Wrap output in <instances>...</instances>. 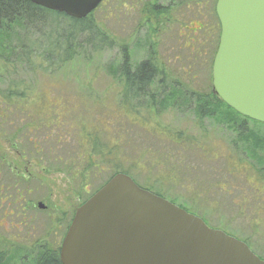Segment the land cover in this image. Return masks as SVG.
Instances as JSON below:
<instances>
[{
  "label": "rangeland",
  "instance_id": "rangeland-1",
  "mask_svg": "<svg viewBox=\"0 0 264 264\" xmlns=\"http://www.w3.org/2000/svg\"><path fill=\"white\" fill-rule=\"evenodd\" d=\"M179 1L183 3L177 5L175 0H105L92 13L94 26L106 38H103L104 46L98 52L90 45L84 46L82 59L78 57L64 65L63 54L57 51L58 39L63 40L75 29L74 22L67 17L51 16L36 26L38 30L35 28L36 33H32L30 39L37 42L40 53L48 46L45 57L50 60L36 57L34 62L39 66L53 65L57 71H45V68L34 70L22 59L15 62L17 67H8L7 78L0 79V93H4L11 82L24 85L25 93L23 97L12 98L0 95V115L8 117L7 120L0 119V130L6 133L5 139L24 136V126L42 119L45 123L50 118L44 115V108L50 104L54 106L55 114L64 120L58 129L53 130L49 138L51 141L47 138L44 153L36 155L29 148V143L20 141L23 143L20 151L26 158L32 160L39 157L36 168H31V172L35 170L38 174L42 169L51 172L53 196L46 202L44 190L39 192V186L35 185L33 193L27 194L24 199L40 198L49 211L34 209L29 229L24 227L19 232L5 222L0 226L1 239L27 247L38 239L52 244L55 240L52 236L47 237L46 232L56 227L57 234L62 237L65 233L63 225H67L81 203L94 195L113 175L118 163V167L130 171L141 186L153 185L155 189L165 192L172 190V197L186 201L188 206L192 202L199 203L205 210L202 214L207 211V218L215 226L248 240L253 250L259 256H264V182L258 183L256 174L261 166L244 151L240 138L236 139L238 152L242 164L248 169L230 175L227 171L231 165L228 145L237 136L227 131L225 124L222 136L211 129L209 121L206 120L204 125L206 130L218 134L219 138L215 135L213 141L226 143L223 155H227L216 159L213 141L206 152H188L186 143L180 142L186 147L183 148L176 141L180 135L184 140L196 135L192 128V121L196 120L193 111L183 120L174 109L158 114L152 108L141 106L139 115L134 113V107L138 105L134 100L135 104L130 108L133 113H130L122 103L123 85L112 77L120 75L125 57L135 66L146 61L152 55L150 49L153 48L158 57L157 79L162 78L168 90H175L173 88L180 84L199 93L211 90V57L197 54L200 40L206 39L207 35L203 36L200 31L197 34L189 33V36L193 34L198 38L197 48L189 49V45L184 44L189 41V31L215 20L213 6L216 0ZM17 50L21 51L20 48ZM189 54H196V60L189 61ZM6 62L1 58L0 66H9ZM60 65H63L61 71L58 70ZM112 65H116L117 71L111 75L107 69ZM5 107L10 110L4 111ZM44 131L47 134V128ZM95 131L99 135L96 144L94 137L84 133L96 134ZM7 150L11 151L9 148ZM91 156L94 165L96 162L102 164L104 171L94 166L90 168ZM203 158L214 161L204 163ZM27 167V163H20V173L24 174ZM82 170H88L87 178H74L73 175L80 174ZM176 172L180 177L178 181L171 179L166 187L158 185L160 178L165 181L167 178L164 176L169 174L171 177ZM82 182L87 184L85 189L81 186ZM4 210L0 209V218Z\"/></svg>",
  "mask_w": 264,
  "mask_h": 264
},
{
  "label": "water",
  "instance_id": "water-1",
  "mask_svg": "<svg viewBox=\"0 0 264 264\" xmlns=\"http://www.w3.org/2000/svg\"><path fill=\"white\" fill-rule=\"evenodd\" d=\"M105 0H31L83 20ZM213 88L241 116L264 124V0H218ZM40 208L45 206L39 203ZM62 264H264L244 241L116 174L78 208Z\"/></svg>",
  "mask_w": 264,
  "mask_h": 264
},
{
  "label": "trees",
  "instance_id": "trees-1",
  "mask_svg": "<svg viewBox=\"0 0 264 264\" xmlns=\"http://www.w3.org/2000/svg\"><path fill=\"white\" fill-rule=\"evenodd\" d=\"M175 1L177 2V5L183 3L179 0ZM190 2H192V0H190ZM217 3L218 0L215 1L213 6L215 22H212L216 32V46L212 51L209 52L212 65L216 56V52L219 48V41L221 36V22L218 20L216 10ZM199 5L200 3L198 4V6ZM162 12H164V10ZM51 16H56L58 18L67 17L71 19L75 24V29H73V31L67 37L63 38V40L58 39L57 51L63 54V65L64 63L70 62L71 60L77 59L78 57L82 59L84 46L87 47L90 45V47H92L94 51L102 49V47L104 46L103 38L104 40L106 38L103 37L100 31L97 30V28L94 26V22L92 20L93 14L89 15V17H87L86 19L79 20L70 18L65 14H60L55 11L52 12L44 7H38L34 3H32L31 0H0V59L2 58L3 60H6V63L9 64V66H6V64H4V66H0V79L4 77L7 78L6 73L8 67L11 68L14 65L17 67V64L15 62H20L21 59L23 60V63L30 65L32 68L34 67V70L45 68V71H57L56 67L54 68L53 65H49L46 62L47 60H50L45 57L48 46L46 47V49H44L43 53H40L37 50V42L33 39H30L32 33H36V26L42 24V22H45ZM18 48H20L21 51H18ZM69 52L74 53L70 54ZM150 53H152V55L149 56L146 61L138 63L135 66H133V64H131V62L125 57V60L120 68L121 73L119 76L111 74L116 73V65L109 66V68L107 69L108 73L112 75L113 79L119 83H122L123 85L122 103L130 110V108H132V104L134 103L133 101L135 100L138 105H135L134 108L136 112L134 113L139 115L141 106L142 108H152L154 112L163 114L170 109L175 110L181 105L184 108L182 109V111L185 112V109L190 104V101L186 100L187 97L184 93L185 91L180 90V88H178L179 90L177 88H173L175 90L170 91L166 88L165 81L162 78H160V80L157 79L159 77V68L156 62L157 57L156 54H154L155 52H153V49L150 50ZM199 54L202 56V52ZM189 55V59H194V61L196 60V54ZM36 57L41 58L42 60L43 58H45L46 61L44 62H46V64L48 65H37L34 62V58ZM13 59H15L16 61ZM62 66L60 65L58 67V70L61 71V69H63ZM12 83L13 82H11V84H8L9 86L7 87V89L4 90V93L1 92L0 95H3V97L6 98H12L14 96L23 97L22 95L25 93L24 85L21 86ZM7 104L10 103H8L7 101ZM201 104L202 100H200L199 102V105ZM221 108L223 109V114L221 117L223 125L228 124L231 128L232 124L236 120L240 124L242 122H245L243 117L237 111L230 109L224 103V101H221ZM39 109L41 111V107H39ZM7 110L10 109L8 107H5L4 111ZM196 110L197 112H201V114H203L202 112L204 111L205 113L206 106H201ZM44 111V115L50 118L45 122L47 128L46 139H49L53 134V130L58 129L59 125H61L64 119L61 120V116L55 114L54 106L52 104L48 105L46 109L44 108ZM129 112L133 113L131 110ZM7 118L8 117H5V115H0V119L7 120ZM201 118L202 115L200 116V119ZM254 123L256 124V126L248 130H245V128L241 126L239 130V138L244 147V151L248 152V155L251 156L252 160H254L255 163L259 164L261 168H264V141L260 140L264 138V130H262L264 126L260 125L258 122ZM41 125L42 122L40 121H37L30 125L26 124V126H24V129H26L25 133H28L27 135H31L32 133V135L37 134L39 136ZM84 133L87 136L94 137L93 141L96 144V140H98L99 138V135H97L98 131H95L96 134H88L87 132ZM49 141L51 140L49 139ZM31 149L35 151L33 145L31 146ZM87 154L88 153H86V155ZM114 154L118 157L117 153ZM90 159H92V156ZM94 162V159H92L90 168L94 166L97 170L104 171V167L102 166V164L96 162L95 166ZM116 165L117 166L113 175L104 183L103 186H105V184L109 182V180L116 174L120 173L125 175L127 174L133 180H135L130 171L120 169L118 167V163ZM87 172L88 170H82L80 174H76L77 176H73L76 179L78 176L81 178L83 177L85 180L88 176ZM135 182L137 185H140L137 180H135ZM81 186L85 189L87 184L82 182ZM103 186H101L99 189H101ZM64 234L65 233H63V236ZM60 251V243L53 242L52 244H50L44 239H42L40 243L33 244L30 245V247H27L26 245L10 242L8 240L5 241L0 238V264H62V261L60 260ZM258 257L261 260H264V256L261 257L258 255Z\"/></svg>",
  "mask_w": 264,
  "mask_h": 264
},
{
  "label": "flooded vegetation",
  "instance_id": "flooded-vegetation-1",
  "mask_svg": "<svg viewBox=\"0 0 264 264\" xmlns=\"http://www.w3.org/2000/svg\"><path fill=\"white\" fill-rule=\"evenodd\" d=\"M207 21V20H206ZM208 22V21H207ZM192 24V23H191ZM210 24V25H209ZM200 31V33H202L203 36L207 35L206 39H202L200 40V45H199V50L198 53H201L203 55L207 54L209 55L210 51H212L215 46V39H216V32H215V27L213 26L212 22H208L207 24H202V27H200L199 29H192L191 31H189L188 34V42H186L184 45H189V49L191 48H197V42H198V38L193 34H197ZM189 33H193L192 36H189ZM182 34V33H181ZM184 37H186V34H182ZM200 34V36H202ZM202 36V37H203ZM220 45V44H219ZM153 48H151L150 50H152ZM193 51H191L192 53ZM194 54V53H193ZM200 55V54H199ZM216 57V56H215ZM158 59V57H157ZM190 61V59H188ZM158 63V61H156ZM161 62V61H160ZM162 63V62H161ZM177 83V82H176ZM167 85V84H166ZM176 85V84H175ZM178 85V83H177ZM176 88H183L185 89V94L187 97V101H190L189 106L185 109V112L182 111V109H184L181 105L179 108H176L175 110L178 111L177 114L180 115L182 117L183 120H185L187 118V115L190 114L191 111H193L194 114V119H196L194 122L192 121V124L194 125L193 131L194 134L196 133L195 136H191L189 139L184 140L183 139V135L179 136V139H177L176 144L180 147H183V144L181 143H186L188 145V150L186 149V151L188 152H197L196 150H200V151H208L210 148V144L213 141V139H216L214 136H217V139L219 138L218 134L220 132V136H222V128H223V124H222V114H223V109L221 108V101L223 102V100L219 97V95L217 94V92L215 91V89L213 88V82L211 85V90L208 91H203V92H197L195 90H189L186 86H184L183 84H180L178 86H176ZM200 100H202V104L199 105ZM201 106H206V110L205 113L204 111L202 112L203 114H201V112H197V108H200ZM140 113V111H139ZM141 114V113H140ZM202 115V118L200 119V116ZM243 117V116H242ZM243 119L245 120V122H242L241 124L236 120L234 121V123L232 124V127L230 128V126L228 124H225V127L227 128V131H230L231 133H233L234 136H237V138H235L233 140V142L229 141V165L227 168V171L231 174H235L238 172H243L244 169H248L245 167V165L242 164V158H241V154L238 152L239 148L237 147V143H236V139L239 138L240 135V127H244L245 130L247 129H251L252 127L256 126V124L254 123L255 121H253L252 119H249L247 117H243ZM209 121L210 127L211 129H215L216 134H214L213 131L206 130V126L204 125L205 123H207V121ZM44 120L42 119L40 122H42V125L40 126V135L38 136L36 135H27L28 133H25L24 136L22 135H17L15 137H11V138H7L5 139L4 137L6 136V133L4 132V130H0V209H5L3 211L2 217L0 218V226L2 224H4L5 222H9L11 229H15L16 231H22V228H26L29 229V221L33 220V215L31 214L34 213L33 210L36 208H39L43 211H49V207L45 206L44 209L40 208L39 203L43 204L42 200H37V199H24L25 196L28 194H32L33 193V187H35V185L39 186V192L40 190H44L45 192V197L44 200L46 202H49L50 197L53 196L52 194V183H51V172L48 171L47 169H42L40 171H38V174L35 172V170L33 172H31V168L35 169L39 160V157H34L37 159H28L25 157V155H23L20 151V147L23 145V143H21V140H25L27 143H29V148L31 149V146L33 145V147L35 148L36 155L37 154H41L44 153V148L47 146V139H46V134H45V129H46V125L43 122ZM257 123V122H256ZM260 125H263L262 123L258 122ZM258 124V125H259ZM219 128V130H218ZM264 130V127L263 129ZM35 136V137H34ZM38 136V138H36ZM261 141H264V138L260 139ZM223 141V140H222ZM181 142V143H180ZM224 142V141H223ZM213 143L215 144H211L212 147L214 146L213 150H215V152L213 154H215V158L218 159L220 156H225L227 155L225 153V155H223L226 149V143H221V140H217V141H213ZM9 148L8 151L7 149ZM7 148V149H6ZM11 148V149H10ZM186 148V147H183ZM233 148V149H231ZM40 149V150H39ZM232 151V153L230 152ZM3 152H5L3 154ZM8 152H10L8 154ZM216 153L218 155H216ZM12 155L14 157H12ZM264 156V155H263ZM214 158V159H215ZM225 158V157H224ZM233 158V161H231V159ZM252 159V158H251ZM204 163H210L214 160H211L209 158H203ZM202 160V161H203ZM264 160V159H263ZM20 163L28 164V167L26 169V171H24V174L20 173ZM181 172H183L181 170ZM257 176H258V183L263 184L264 182V168H260L259 171H257ZM180 175V173H179ZM162 177V176H161ZM165 178H167V180L163 181L162 178H160L159 182V186L162 185L163 187L167 186V182L171 183V179L174 181H178V179H180V177L178 176V173H173L171 174V177L168 176H164ZM140 186V185H139ZM141 187V186H140ZM141 188H143L144 190L147 191H151L152 193H154L155 195H157L158 197H162L165 200H168L171 203H174L175 205H177L179 208H181L182 210L184 209L185 211H187L188 213L192 214V215H196L197 217H199L202 221H204L210 228L214 229V230H221L224 231L227 235H231L233 237H235L236 239H238L239 241H244L248 247L250 248V250H252V252H255L253 250V247L250 245V242L248 240H245L241 237H239L238 235L232 233L231 231H227L226 229H224L221 226H215V224H213L211 221H209V219L207 218L206 215H208V212L206 211L204 214H202L204 210V207H202L199 203L196 202H192L193 204H191L190 206H188L186 201L181 202L180 199L178 198H174L172 197V190H167L168 192H165L163 189H155V187L153 185H149V186H142ZM38 189H36L38 191ZM165 189V188H164ZM222 190L225 191V188L222 187ZM100 190V189H98ZM97 190V191H98ZM262 190V189H260ZM259 190V191H260ZM96 191V192H97ZM95 194V193H94ZM27 195V196H28ZM93 196V195H92ZM91 196V197H92ZM90 197V198H91ZM90 198H88L87 200H84L83 203H85L86 201H88ZM182 199V198H181ZM83 203H81L82 205L79 206L78 208L83 206ZM7 204V206H6ZM7 207V208H6ZM77 208V209H78ZM77 209L75 210L74 214H73V218L72 220H68L67 225H63V232H65L64 236L62 235V237H59V234H57L56 232V227L48 230V232H46V236L47 237H53L54 238V242L55 243H60V249L63 245V241H64V237L66 236L67 232L70 229V226L73 222V219L75 217V213L77 211ZM69 227V228H68ZM31 228V227H30ZM62 228V227H60ZM41 240H36L33 241V244H37L40 243ZM62 250V249H61ZM61 253V251H60ZM255 254H257V252H255ZM258 255V254H257Z\"/></svg>",
  "mask_w": 264,
  "mask_h": 264
}]
</instances>
